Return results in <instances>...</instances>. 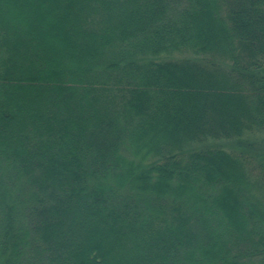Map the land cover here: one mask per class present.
<instances>
[{
    "label": "trees",
    "instance_id": "16d2710c",
    "mask_svg": "<svg viewBox=\"0 0 264 264\" xmlns=\"http://www.w3.org/2000/svg\"><path fill=\"white\" fill-rule=\"evenodd\" d=\"M263 129L264 0H0V264H264Z\"/></svg>",
    "mask_w": 264,
    "mask_h": 264
},
{
    "label": "rangeland",
    "instance_id": "374dc122",
    "mask_svg": "<svg viewBox=\"0 0 264 264\" xmlns=\"http://www.w3.org/2000/svg\"><path fill=\"white\" fill-rule=\"evenodd\" d=\"M173 57L178 56L177 53L172 55ZM226 65V63H224ZM243 139H246L247 141L253 143L251 146H245L244 148L240 145L237 144L235 141L236 138L233 139H223L221 142L223 144V147L226 150H229L231 152H239V151H244L246 152L245 154H248L252 152V150L257 149V152L259 154L263 155H257L255 158L257 159L258 157L264 161V129L261 131H256L252 133H245L243 136H241ZM214 141L209 140L207 143H212ZM251 151V152H250ZM255 152V150L253 151ZM261 191H255L253 192L255 197H258L263 195V189L260 188Z\"/></svg>",
    "mask_w": 264,
    "mask_h": 264
}]
</instances>
